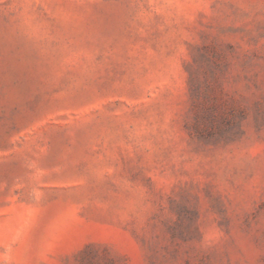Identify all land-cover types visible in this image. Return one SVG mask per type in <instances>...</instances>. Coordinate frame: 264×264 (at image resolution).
I'll return each mask as SVG.
<instances>
[{
	"label": "rangeland",
	"instance_id": "374dc122",
	"mask_svg": "<svg viewBox=\"0 0 264 264\" xmlns=\"http://www.w3.org/2000/svg\"><path fill=\"white\" fill-rule=\"evenodd\" d=\"M0 264H264V0H0Z\"/></svg>",
	"mask_w": 264,
	"mask_h": 264
}]
</instances>
